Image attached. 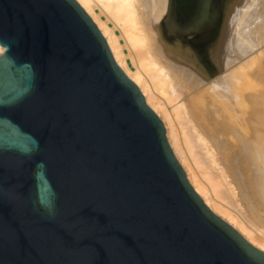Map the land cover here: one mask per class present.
<instances>
[{"label": "water", "instance_id": "obj_1", "mask_svg": "<svg viewBox=\"0 0 264 264\" xmlns=\"http://www.w3.org/2000/svg\"><path fill=\"white\" fill-rule=\"evenodd\" d=\"M212 24L217 0H168L164 37ZM0 46V264H264L76 0H0Z\"/></svg>", "mask_w": 264, "mask_h": 264}, {"label": "bare ground", "instance_id": "obj_2", "mask_svg": "<svg viewBox=\"0 0 264 264\" xmlns=\"http://www.w3.org/2000/svg\"><path fill=\"white\" fill-rule=\"evenodd\" d=\"M76 1L104 39L116 66L137 87L145 104L161 121L171 152L185 178L190 179L193 190L212 213L227 222L250 245L264 252V241L259 242L246 235V231L237 227L226 212L206 199L208 191L198 174L206 168L211 172L206 171L211 179L213 168H209L214 167L219 175L214 178L218 182L220 177L228 183L230 180L249 211L264 225V0H236L225 19L222 18L223 9L218 7V24H212V30L186 36L182 40L164 37L168 0ZM96 7L108 18L116 20L128 34L123 35L129 36L135 46L144 48L142 65L136 72H131L114 29L94 14ZM250 23L254 24L253 27ZM213 25L217 32L213 47H209L210 39L203 41L213 65L212 70L206 71L202 58L191 48L190 41L202 43L197 39L198 35L213 31ZM243 28L244 31L252 29L249 35H253V30L254 33L260 32L261 38L256 40L255 35L250 36L251 41L248 33L242 32ZM158 90L168 96L167 105L179 99L182 104L170 111L158 96ZM176 112L182 114L181 118L191 121L190 134H184L191 149L183 141L186 138L182 140L176 129ZM200 147L201 152L206 148V157H203L212 166L208 167L200 155L195 158L200 157V162L206 166L198 170L201 163L197 161L198 165L192 158V149ZM196 151L198 153L199 150ZM194 154L197 155L195 151ZM222 182H219L220 187L226 185ZM216 183L217 187L219 183Z\"/></svg>", "mask_w": 264, "mask_h": 264}, {"label": "rangeland", "instance_id": "obj_3", "mask_svg": "<svg viewBox=\"0 0 264 264\" xmlns=\"http://www.w3.org/2000/svg\"><path fill=\"white\" fill-rule=\"evenodd\" d=\"M241 1L245 2L246 0H241ZM234 3H236V0H218V4H219L218 7H221L223 9V12H224L222 14V18L225 19L227 17L228 11H229L230 7ZM221 8H219V13L221 11L220 10ZM249 10H247V11H249ZM251 10H252V12H254L253 8H251ZM94 12H95L94 13L95 15H98L100 17L101 21L108 23V26H109L110 29H114L116 36L120 39L119 42H120V45L122 46L123 52H124V54H125V56L127 58V64L129 66L131 72L132 71L136 72L137 68H139L142 65V57L144 55V50H142V49H144V48H142V47L138 48L137 46H135V44L132 42L131 38H128L129 36H127L128 35L127 32L125 30H123V27H121V25H119V23H117L116 20H114L113 18H108V15L106 13L101 12L99 7H96ZM250 12H247L246 14H248V13L250 14ZM262 18L261 19L264 21V17H262ZM254 24H255V21H254ZM246 25H247V27L249 26V24H246ZM250 25H251V27H253L252 23H250ZM245 26H244V28H246ZM244 28L242 30L243 33L245 32L244 34H247L248 32L252 31V29H250V31H249V29H246L244 31ZM248 28H250V26ZM254 31L255 30H253V35H251V34L249 35V33L247 34V35H249L248 39L251 38L250 36H254L255 35L254 39L259 40L258 38H261L260 35H262V34L260 32H255L254 33ZM123 33L127 34V35H123ZM215 36H217V32H216V29H215V27L213 25V31L198 35L197 39H199V41L202 40V43L199 42L198 44H195L194 42L190 41L191 48L195 49L199 53V56L202 58V63L204 64L206 71H209L211 69V65L212 64H211V61H210V59H209V57L207 55L208 52L205 49V42L203 43V41H207L208 39H210L211 40V44H210L209 47H211V46L213 47V44L215 43L214 39L216 38ZM254 39H253V41H254ZM250 40L252 41V39H250ZM183 41H186V38ZM255 52H253V53H255ZM137 64H138V66H137ZM135 66H137V67L135 68ZM157 93H158V96L160 97V99L162 98L161 100L163 102L165 101L164 103H166V101H167L166 99H168V96L164 95V93L161 90L160 91L158 90ZM181 104H182L181 99H179L178 101L171 102L168 105L166 103V106L169 107L168 109L170 111H173V109L177 108ZM176 114H177V112H176ZM177 115H179V114H177ZM177 115H175L174 124H175L176 129L178 130L179 135L182 138V140L184 138H186V140H183V141L187 143L189 139H187V135L185 136L184 134H190V130L189 129H190V122L191 121L189 119L186 120V118L184 119V117L181 118L180 115H182V114L179 115L180 119H179V117ZM176 117H178V118H176ZM180 121H182L183 123H179ZM188 138H189V136H188ZM186 145H188V143ZM188 146H189V149H191L192 146L190 144ZM188 146H187V148H188ZM189 149H188V151H189ZM200 149H201V147L198 148V149H192L193 150L192 158H194L196 163H197V161L200 162V157L202 156L201 159L206 161V165L208 167L212 166L210 161L208 160L209 161V163H208L207 159H204V157H203V155H205L207 153L206 152V148H203L202 152H201L202 149L201 150ZM192 150H190V152H192ZM196 150H199L198 153H197ZM194 151H195V153L197 155L194 154ZM198 156H200L199 159L195 158V157H198ZM205 157H206V155H205ZM200 163H197V164L200 165ZM201 165H200L201 167L200 166L197 167L198 170H199V168H202V167L206 166V165H204L202 163H201ZM209 169H212L213 170L212 172L214 173V174L212 173L213 177L211 176L213 178V179L211 178L212 180L209 179L210 175L207 174V172L209 174H211V172L209 170L207 171L206 168H203V169H201V172L200 171L198 172V174H200L199 176L202 179L203 184H205L204 186L206 187V189L208 191V196L206 197V199L210 200L213 205L217 206L218 208L222 209V211L226 212L227 215H229L234 220V222H235L237 227L239 226L244 231H246L245 232L246 235L249 234L253 238H255L257 241L263 242L264 241V225H262V223L259 222V219L257 217H255V215L253 214V212L251 210L249 211L250 208L248 209L247 208L248 207L247 204L246 205L244 204L245 202L243 201L242 197L239 196L240 194L237 192V189L230 183V180H228L229 183H230L229 184L223 178L221 179V177H220L219 178V182L221 183L223 181L227 185V187H226V185L220 187V183L218 182V180L216 178H214L215 176H217L216 170L214 169V167H210ZM185 171H187V170H185ZM203 173H205L207 175H204ZM213 180H216V182L219 183V185H217V183L215 181H213ZM223 182H222V185H223ZM215 183H216L217 187L215 186Z\"/></svg>", "mask_w": 264, "mask_h": 264}]
</instances>
